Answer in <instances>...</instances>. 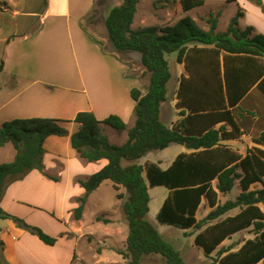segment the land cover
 Instances as JSON below:
<instances>
[{"label":"trees","instance_id":"obj_1","mask_svg":"<svg viewBox=\"0 0 264 264\" xmlns=\"http://www.w3.org/2000/svg\"><path fill=\"white\" fill-rule=\"evenodd\" d=\"M248 1L264 11L262 0ZM138 2L121 0L110 6L103 22L115 50L139 54L141 65L149 73L148 86L145 93L136 87L130 90L135 117L130 128L116 114L102 120L92 111H79L75 115L73 121L78 128L70 135L71 147L88 162L105 159L107 163L86 178L77 179L84 193L76 198L73 218L81 219L90 194L109 180L115 190L122 187L127 194L122 203L128 228L125 249L117 250L126 264H142L143 256L150 254L159 255L166 264H187L180 250L148 219L149 188L164 186L169 192L156 215L160 223L196 230L194 244L214 263L264 264V211L260 207L264 206V128L251 136L254 145L247 148L245 155L219 144L222 139L245 134L243 123H238L236 116H242L240 103L250 90L255 88L264 96V33L257 32L252 25H240L245 9L237 0H228L235 2L236 12L221 31L217 29L220 11L206 18L207 29L187 13L204 5L205 0H180L185 14L172 25L134 29ZM95 15H88L84 21ZM173 52L177 53V62L184 64L188 76L181 75L177 91L176 105L181 118L170 127L161 120L160 109L171 78L166 55ZM2 69L0 59V72ZM67 122L29 117L13 118L0 125V147L10 143L15 149L11 161L0 163V199L9 184L24 178L31 170H38L54 181L58 179L44 173V141L50 135H66ZM221 122L230 129L224 123L216 128ZM104 125L118 131L127 129L126 141L111 143ZM171 143L194 151L179 153L166 169L156 162L147 161L144 165L137 162L146 153L163 150ZM236 182L240 192L220 202L219 193H230ZM254 183L262 186L251 188ZM117 196L121 198L122 194ZM202 197L207 199L211 210L197 219ZM233 210L237 212L228 215ZM0 218L12 220L48 245L57 240L1 207ZM243 230H250L253 238L237 249L234 248L238 243L222 245ZM0 244L2 252L1 241ZM2 264H10L3 254Z\"/></svg>","mask_w":264,"mask_h":264},{"label":"crops","instance_id":"obj_2","mask_svg":"<svg viewBox=\"0 0 264 264\" xmlns=\"http://www.w3.org/2000/svg\"><path fill=\"white\" fill-rule=\"evenodd\" d=\"M237 2L245 9L240 25H252L257 32L264 33L262 8L248 0ZM12 3V0H0L2 12L14 9ZM101 3L103 0H46L39 11L20 9V12L14 9L16 14L7 15L10 22L21 16L26 23L23 25L25 30L20 34L7 32L1 37L5 46L2 56L3 69L0 72V125L13 118L51 117L68 120L65 123L68 133L63 136L50 135L44 141V173L58 179L54 181L38 170L29 171L24 178L5 188L0 207L6 212L25 218L13 208L16 201L44 206L57 202L61 205L63 215L66 214L69 221L75 222L73 209L77 205L76 198L84 193V188L77 179L86 178L107 163L105 159L88 162L71 147L70 135L78 128V124L73 121L75 115L79 111H92L102 120L110 114H116L125 121L127 128L134 125V100L130 96V90L136 87L145 93L149 73L140 62H135V66L131 63L130 57L136 52L117 51L112 47L108 35L106 39H100L95 30L88 28L84 19L91 13V16L97 14L95 6ZM262 3L264 5V0ZM96 17L87 23L93 24ZM242 19L245 25L241 24ZM126 53L128 55L125 56ZM180 64L184 67L183 63ZM181 75L188 76L185 67ZM180 77L175 97L168 103V107H172L169 108L168 116L163 110L168 101V83L166 100L161 103L160 118L170 127L181 118L180 109L176 105ZM240 105L242 116H236V119L238 123H243L245 134L235 139H222L219 144L245 155L247 148L254 145L251 141V130L256 127L258 121L264 126V96L252 88ZM223 123L230 129L225 122L218 123L215 127L218 128ZM104 133L114 144H123L127 139V129L115 131L114 128L104 125ZM246 137L250 138L251 146H246L244 151L242 147L233 145L237 141H248ZM193 151L194 149L184 146L180 153ZM0 154L4 157L0 163L11 161L15 149L12 144L7 143L0 147ZM126 163L123 161V164ZM156 163L160 166L159 162ZM213 184L215 185L216 181ZM256 185L262 186L260 183H254L251 188H259ZM234 190H237V193L230 196ZM239 192V183L236 182L230 193H219V199L225 197L223 201L220 199V202L235 197ZM204 200L208 205L207 199L202 197L196 212L197 219L206 216L198 217ZM262 206L260 205L261 209ZM231 212L228 215L236 213ZM8 220V228L4 231L0 228L2 254L8 263L72 264L76 249V235L72 231L61 232L56 242L48 245L36 235ZM71 238L74 240L72 243H66L62 249L56 248L59 240L69 242ZM244 241L242 240L241 244Z\"/></svg>","mask_w":264,"mask_h":264},{"label":"rangeland","instance_id":"obj_3","mask_svg":"<svg viewBox=\"0 0 264 264\" xmlns=\"http://www.w3.org/2000/svg\"><path fill=\"white\" fill-rule=\"evenodd\" d=\"M120 1L121 0H103L101 5L95 6L97 10L95 16L97 17L94 23L90 24L86 22L88 28L95 30L97 34H99L100 39L107 38V31L103 22L107 9L112 5L119 4ZM12 2L14 9H18L20 12H22L20 9L39 11L44 4V0H12ZM2 9L3 7L0 4V59H2L5 46V42L1 40L2 35L7 32H10V34H20L25 30L23 25L26 23L21 16H17L10 22L8 17L16 14V11L10 8L6 10V12L5 10L2 12ZM218 11H220V16L218 17L217 29L221 31L226 28L230 18L236 12L235 2H228V0H205L204 5L196 7L187 13L195 19L202 28L207 29L208 24L206 18L210 13L215 14ZM184 14L185 13L181 9L180 0H139L132 28L137 29L152 25L159 27L172 25ZM241 24L245 25L244 19L241 20ZM124 55L126 56L128 54L126 53ZM176 56V52L166 55L171 70V78L168 82V101L163 106V110L167 116L170 110L169 108L172 109V107H168V103L175 97L177 81L184 71L183 65L177 62ZM130 61L134 66L136 63L138 64L140 62L139 54H132ZM261 128H264V126L258 121L256 127L251 130V135L257 134ZM246 138L249 140L246 142L237 141L233 145L238 146V148L242 147L244 151L246 146H251L250 138ZM183 148V145L173 143L163 150H154L146 153L143 157L138 159L137 162L142 165L147 161L159 162L162 168H167ZM2 155L3 154H0V160L4 158ZM256 186L259 187L260 185ZM168 192L169 190L164 186L149 188L151 199L149 203L150 210L148 212V219L155 225L166 240L180 250L187 264H217L216 262H212L211 257H206L202 249L194 244L193 239L196 230H182L175 226L162 224L157 220V212L168 195ZM118 193L122 194L121 198H118ZM236 193L237 190H234L230 196ZM126 197L127 194L124 188L120 187L118 190H115L111 181L105 180L90 195L81 219L75 222L73 220L69 221L66 214L63 215L61 205L57 202H54L52 205L44 206L16 201L13 204V208L21 212L25 218L9 211L7 212L21 218L28 224L39 227L45 233L56 238H59L63 231H72L76 235V249L72 264H126V260L122 255L117 253V250L125 249V239L128 228L122 210V203ZM220 199L223 201L225 197L223 196ZM262 209L264 210V206H262ZM208 211L209 207L204 200L199 208L198 217L201 218V215L203 217ZM235 212L236 211H232L231 214ZM96 217H100V220H96ZM104 219H107L108 222H105ZM8 222V219L0 218V228L2 231L8 228ZM249 231L250 230H245L233 235L231 239L224 242V245L238 243L235 245V249H237L240 247L242 240L253 238V233ZM72 241H74L72 238L69 242L59 240L56 244V248L62 249L66 243H72ZM141 261L142 264H166L165 261L156 254L145 255ZM0 264H2L1 244Z\"/></svg>","mask_w":264,"mask_h":264}]
</instances>
